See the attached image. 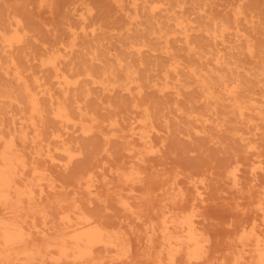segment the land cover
Wrapping results in <instances>:
<instances>
[{
  "label": "rangeland",
  "instance_id": "1",
  "mask_svg": "<svg viewBox=\"0 0 264 264\" xmlns=\"http://www.w3.org/2000/svg\"><path fill=\"white\" fill-rule=\"evenodd\" d=\"M15 20L20 21L24 38L11 53L29 81L41 78L61 96L52 71L41 64L50 56H55L58 66L70 76L87 69L96 76L106 71L109 78L116 79L111 91L86 79L69 90L68 103L77 100L104 123L118 119V136L106 142L99 133L84 136L78 130L63 129V137L82 147L83 154L67 166L59 158L41 162L59 188L55 193L44 192L40 203L76 196L86 212L131 238L130 262L110 264H155L142 256L143 242L138 236L143 230L142 217L134 219L124 212L117 198H128L138 207L143 205L140 197L149 193L143 218L156 220L167 198L180 191L184 196L168 206L174 212L194 211L198 226L210 238L211 264L230 260L237 250L234 239L241 225L254 219L260 222L256 204L264 186V140L259 129L240 123L227 104L219 103L214 113L207 111L198 88L184 73L169 75L164 88L163 69L172 57L183 65L203 68L208 75L221 73L211 64L201 63L199 54L194 53L200 47L215 51L200 30L215 20L230 26L224 36L226 48L220 52L228 66L243 83L258 89L259 60L264 56V0H0V30L9 33ZM176 20L190 28L194 50L174 39L177 35H170L165 52L164 42L153 33L172 29ZM235 33L241 37L236 39ZM247 41L253 45L254 55L247 52ZM139 43L146 45L140 47ZM7 54L0 47V94L10 90L17 94L18 83L4 74ZM127 69L135 72L140 93L134 83L129 90L123 88ZM256 98L264 110V93ZM143 106L162 118L151 137L152 151H144L142 156V143L136 135H129L130 125L140 117ZM203 114L208 117L206 122L197 119ZM1 115L5 122L10 118L8 113ZM246 141L253 148H246ZM129 145L143 157L139 167L144 176L139 182L120 186L114 171H126L133 164ZM236 160L240 170L234 185L227 173ZM88 169L97 180L93 194L75 186L76 178ZM168 184L176 190L161 189Z\"/></svg>",
  "mask_w": 264,
  "mask_h": 264
},
{
  "label": "bare ground",
  "instance_id": "2",
  "mask_svg": "<svg viewBox=\"0 0 264 264\" xmlns=\"http://www.w3.org/2000/svg\"><path fill=\"white\" fill-rule=\"evenodd\" d=\"M237 15L238 12L235 19ZM229 29L226 23L215 20L200 29L215 51L206 47L194 50L195 47L189 41L190 28L181 20H176L170 30L158 29L153 32L156 38L164 42L165 52H168L166 44L170 35H177L174 39L184 41L188 49L198 53L201 63L211 64L213 69L221 71L216 75H208L203 68L183 65L171 57L163 69L164 88L168 87L169 75L184 73L198 88L207 111L214 113L219 103L227 104L240 123L259 129L260 137L264 140V110L256 98V94L264 93V56L260 58L258 66L256 85L259 88L247 86L220 53L226 48L224 36ZM8 32L0 30V47L8 53L4 74L17 82L19 87L17 94L15 90L0 94V106L3 105L0 112V264L130 262L131 238L104 225L96 215L86 212L76 196L70 199L55 197L49 203H40L44 192L55 193L59 188L41 162H54L59 158L67 166L83 154L82 147L67 142L61 132L63 129L72 128L84 136L99 133L106 142L118 136V119L111 118L104 123V120L88 112L77 100L68 103L69 90L76 88L80 80L86 79L111 91L115 88L116 79L109 78L106 71L96 76L87 69L70 76L58 66L57 58L50 56L43 59L41 64L52 71V77L60 89L61 96H58L41 78L34 77L29 81L12 55V50L24 38L20 21L15 20ZM235 36L236 39L241 37L238 33ZM138 45L143 47L146 44ZM131 46L135 47L136 44ZM245 48L250 55H254L251 43L247 41ZM135 49L139 51L138 47ZM117 63L121 65L120 60ZM122 80L124 89L129 90L134 83L140 93L141 85L137 84L138 78L134 71L127 69ZM3 112L10 115L7 122L1 115ZM140 113V117L130 125L129 136L136 135V140L142 143L143 156L144 151H152L151 137L156 130V122L161 121L162 117L147 106H143ZM197 119L206 122L208 117L203 114ZM257 120L262 123V127ZM238 138L244 140L239 134ZM244 145L253 148L250 141ZM127 149L134 162L126 171H114L120 186L139 182L144 176L139 167L143 157L134 145H129ZM239 163L236 160V166L227 173L234 185L238 183ZM96 182L94 172L88 169L76 178L75 186L93 194ZM161 189L173 192L176 187L168 184ZM260 194L256 204L260 222L256 223L254 219L248 225H241L234 239L237 250L232 253L230 260L223 259L219 264H264V186ZM183 196L179 191L167 198L156 220L143 218V205L148 204L149 193L140 197L143 205L138 207L133 206L128 198H117V204L124 212L134 219L142 217L140 223L143 230L138 236L143 242L144 259L154 261L155 264H211L210 238L198 226L199 220L194 211L174 212L168 206ZM159 204L158 208L161 206Z\"/></svg>",
  "mask_w": 264,
  "mask_h": 264
}]
</instances>
